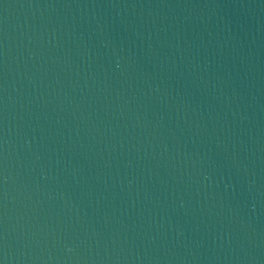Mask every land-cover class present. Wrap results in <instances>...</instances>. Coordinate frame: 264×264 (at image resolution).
<instances>
[{"label": "water", "instance_id": "water-1", "mask_svg": "<svg viewBox=\"0 0 264 264\" xmlns=\"http://www.w3.org/2000/svg\"><path fill=\"white\" fill-rule=\"evenodd\" d=\"M0 264H264V0H0Z\"/></svg>", "mask_w": 264, "mask_h": 264}]
</instances>
